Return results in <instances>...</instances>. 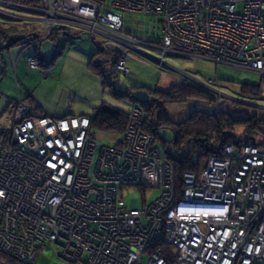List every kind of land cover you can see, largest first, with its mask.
Returning <instances> with one entry per match:
<instances>
[{
    "label": "built area",
    "instance_id": "1",
    "mask_svg": "<svg viewBox=\"0 0 264 264\" xmlns=\"http://www.w3.org/2000/svg\"><path fill=\"white\" fill-rule=\"evenodd\" d=\"M0 8L38 22L42 39L57 28L102 38L119 74L129 73L125 52L151 48L264 76V0H0ZM144 120L133 106L120 139L104 145L88 117L33 116L14 99L0 138V253L13 262L0 264H34L50 244L66 264H264V147L227 144L177 181ZM128 187L158 197L128 208Z\"/></svg>",
    "mask_w": 264,
    "mask_h": 264
},
{
    "label": "trees",
    "instance_id": "2",
    "mask_svg": "<svg viewBox=\"0 0 264 264\" xmlns=\"http://www.w3.org/2000/svg\"><path fill=\"white\" fill-rule=\"evenodd\" d=\"M20 1L34 5L37 3V0ZM26 29L20 30V28L12 27V35H9L8 31H2L0 32V39H8L11 43H19L27 37H33V40L37 42L34 48L38 50V43L43 40L42 36H40L38 31L36 32L34 27ZM19 30L20 32H18ZM81 35H75L73 32L63 28L54 30L45 39L50 40L52 43V55L49 58V62L53 63L56 59L58 60L59 57L63 56L67 50V45L73 44ZM116 58L117 54L114 52L94 44V49L88 58V70L99 78L103 89H107L115 97L129 99L133 106H137L143 111L145 117L143 131L149 133L156 142L159 140L160 129L165 128L171 131L172 136L169 141H162L163 146L160 147L164 159L174 167L177 181H180L183 173L196 171L203 160L213 156H222L223 147L226 144L241 146L254 143L264 147V118L256 114L235 118L222 110L217 111L216 114L206 113L200 110L199 105V109L192 111L194 113L185 122L173 123L167 115L166 105L200 101L201 103H198H205V107L208 105L212 106L215 102L214 95L194 84L182 81L166 90L147 91L146 97L140 98L137 96L136 88L128 87L124 89L115 87L114 82L118 78V72L115 70ZM239 89L243 99L254 100L261 97L260 92L257 90L258 86L241 84ZM10 103L12 104V101ZM35 114V116H43V114L38 112H35ZM85 116L89 119L91 131L105 135L121 136L126 129L129 112L101 102L98 107ZM239 127H241L242 131L238 130ZM3 133L4 130H2L1 134ZM185 147H188L187 153L183 154V148ZM0 261L13 262L8 256L1 253Z\"/></svg>",
    "mask_w": 264,
    "mask_h": 264
},
{
    "label": "rangeland",
    "instance_id": "3",
    "mask_svg": "<svg viewBox=\"0 0 264 264\" xmlns=\"http://www.w3.org/2000/svg\"><path fill=\"white\" fill-rule=\"evenodd\" d=\"M15 15L29 17V13H16ZM23 21L25 20H14V18L9 15L0 12L1 26L3 28H9V35H12V26L13 28L17 27L18 29L21 26V29H24L26 26L21 23ZM28 23V28L40 26L38 22ZM127 27L130 28V23L127 24ZM129 30L130 29H128V31ZM18 32H20V30ZM94 44H97L100 48L108 50L104 47L102 38H96L88 33H83L80 38L73 42V46L77 49L80 48L82 51L86 48L81 46L88 47V53L94 49ZM108 51L113 52L111 50ZM47 52H49V54H46V57L44 55L45 53L42 54L43 59L50 57L51 49ZM65 53H67V51ZM65 53L60 58L58 65H56L58 70L63 67L62 60L66 56ZM125 54L127 57L126 64L127 68H129V73H118V78L114 82L116 88H136V91L138 92L137 96L145 98L147 91L169 89L172 85H176L175 83L177 80L182 79L183 82L190 81L194 83L195 86L205 89L209 94L214 95L215 102L212 106L208 105L205 107V103H202V105L200 104V101H188L180 104L166 105L167 115L173 123L185 122L194 113L191 108L196 107V109H199V105L200 110L206 113L216 114L217 111L222 110L228 112L235 118L248 117L253 114L264 118V77L257 72L224 65H216L213 62L198 58L184 59L166 56L163 55L162 52L151 48H141V51L131 50L130 52H125ZM154 58L162 59L167 65H162ZM170 66L172 68H170ZM184 73L188 74L194 81L186 79L188 77L185 78L183 75ZM241 84L258 86L257 90L260 92L261 97L254 100L243 99L239 93V87ZM60 99L61 100L58 106L59 109L64 107V110H66L69 105L67 90L64 95L60 97ZM100 101H104L108 105L122 109L126 112H129L133 106L129 99L115 97L107 89L103 91L102 99ZM76 105H82V107L76 106L77 111H82V109H84V113H91V108L89 109L86 103L79 101ZM8 127L9 125L7 126V124L4 126V133ZM238 130L242 131L241 127H239ZM4 133L0 134V138L4 135ZM96 133L99 143L104 145H114L115 141L121 137L105 135L99 132ZM158 136L159 140H157L156 144L163 146L162 141H169L172 133L170 130L163 128L159 130ZM187 149L188 147L183 148V154L187 153ZM121 193L123 195L125 205L128 208H140L142 207L143 201L149 203L158 197V191L156 190L148 189L142 192L136 187L124 188ZM60 252L61 248L55 246L54 244L47 245L39 251L38 256L34 260V264H66L59 258Z\"/></svg>",
    "mask_w": 264,
    "mask_h": 264
},
{
    "label": "crops",
    "instance_id": "4",
    "mask_svg": "<svg viewBox=\"0 0 264 264\" xmlns=\"http://www.w3.org/2000/svg\"><path fill=\"white\" fill-rule=\"evenodd\" d=\"M81 47L86 49L82 51L73 44H68L67 53L64 52L66 56L62 60L63 67L58 70L56 65L62 56L53 63L49 62L52 53L49 58L42 57L44 53L45 57L49 54L48 50L51 49L52 52L50 40L43 39L38 43L37 50L30 43L23 41L11 43L8 39H0V134L4 126L10 123L12 105L10 102L14 99L28 105L33 116L38 112L55 118L87 115L84 109L76 110V106L82 107L76 105L79 101L86 103L91 111L104 102L100 100L106 89H103L99 78L88 70V58L93 50L88 53V47ZM29 59L36 60L38 66H29ZM183 75L185 78L188 77L186 79L193 80L188 74ZM180 80L182 82V79H179L175 84ZM188 83L194 84L190 81ZM66 90L69 105L66 110L64 107L59 109L60 97Z\"/></svg>",
    "mask_w": 264,
    "mask_h": 264
},
{
    "label": "flooded vegetation",
    "instance_id": "5",
    "mask_svg": "<svg viewBox=\"0 0 264 264\" xmlns=\"http://www.w3.org/2000/svg\"><path fill=\"white\" fill-rule=\"evenodd\" d=\"M23 24V23H22ZM23 25H25L26 27L24 28V29H26V30H28L29 28L27 27L28 25H26V24H23ZM13 27V26H12ZM22 27L20 26V30H24V29H21ZM31 28V27H30ZM8 31L9 32V28H3L2 26H1V22H0V32H2V31ZM197 85V84H196ZM191 110L192 111H194V110H196V107H193V108H191Z\"/></svg>",
    "mask_w": 264,
    "mask_h": 264
},
{
    "label": "water",
    "instance_id": "6",
    "mask_svg": "<svg viewBox=\"0 0 264 264\" xmlns=\"http://www.w3.org/2000/svg\"><path fill=\"white\" fill-rule=\"evenodd\" d=\"M104 47H105L106 49H108V50H113V51L115 50V49H113L112 46H109V45H105Z\"/></svg>",
    "mask_w": 264,
    "mask_h": 264
},
{
    "label": "clouds",
    "instance_id": "7",
    "mask_svg": "<svg viewBox=\"0 0 264 264\" xmlns=\"http://www.w3.org/2000/svg\"><path fill=\"white\" fill-rule=\"evenodd\" d=\"M112 51V50H111Z\"/></svg>",
    "mask_w": 264,
    "mask_h": 264
}]
</instances>
